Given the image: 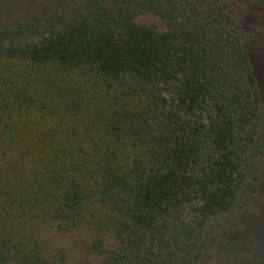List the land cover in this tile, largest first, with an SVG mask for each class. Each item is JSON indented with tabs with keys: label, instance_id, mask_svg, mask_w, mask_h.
<instances>
[{
	"label": "trees",
	"instance_id": "obj_1",
	"mask_svg": "<svg viewBox=\"0 0 264 264\" xmlns=\"http://www.w3.org/2000/svg\"><path fill=\"white\" fill-rule=\"evenodd\" d=\"M238 9L0 0V264H69L41 229L95 264H200L238 234L264 178Z\"/></svg>",
	"mask_w": 264,
	"mask_h": 264
},
{
	"label": "rangeland",
	"instance_id": "obj_2",
	"mask_svg": "<svg viewBox=\"0 0 264 264\" xmlns=\"http://www.w3.org/2000/svg\"><path fill=\"white\" fill-rule=\"evenodd\" d=\"M230 1L239 8L238 15L245 20L246 30L250 34L247 50L257 76L264 112V0ZM241 4H245L244 8ZM256 198L249 212L243 213L237 220L238 234H233L226 242L222 237L215 252L207 254L200 264H264V178ZM38 239L48 255L58 250L66 252L69 264L97 262L85 250L89 238L84 232L60 235L41 229Z\"/></svg>",
	"mask_w": 264,
	"mask_h": 264
}]
</instances>
